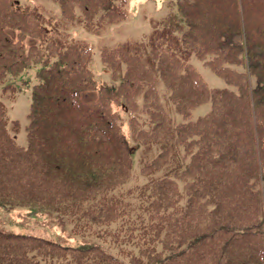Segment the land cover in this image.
<instances>
[{
  "label": "trees",
  "instance_id": "1",
  "mask_svg": "<svg viewBox=\"0 0 264 264\" xmlns=\"http://www.w3.org/2000/svg\"><path fill=\"white\" fill-rule=\"evenodd\" d=\"M54 1L57 22L0 0V85L29 70L37 83L25 146L0 102V208L60 214L104 245L0 231V264H264V0H174L145 43L100 52L111 87L68 28L118 23L125 0ZM193 56L227 87H206Z\"/></svg>",
  "mask_w": 264,
  "mask_h": 264
},
{
  "label": "rangeland",
  "instance_id": "2",
  "mask_svg": "<svg viewBox=\"0 0 264 264\" xmlns=\"http://www.w3.org/2000/svg\"><path fill=\"white\" fill-rule=\"evenodd\" d=\"M16 2L20 5H35L45 13L56 14L59 11L58 5L53 0H16ZM125 5L129 15L124 23L106 25L94 34L77 31L76 38L86 41L91 46V69L97 79L108 77L99 62L101 49L118 46L127 40L140 38L151 23L164 19L170 14L172 8H175L174 0H126ZM193 66L209 86L222 87L224 85L221 79L214 76L206 66L198 63L196 59H193ZM22 80H28V85L34 83L29 75L5 78L3 84L0 85V101L6 108V115L9 120L18 122V129L11 133L14 140L20 146H25L31 88L24 85ZM4 86L7 88L3 89ZM10 87L13 88L10 89ZM10 93L13 94L12 98ZM208 109L209 104L200 106L191 112V118L203 115ZM171 119L173 122L182 120L181 116L177 114H171ZM132 173L134 179H142L138 174V163L134 156ZM21 218L28 220L27 227L13 222V220ZM0 231L18 234L30 233L65 245H102L103 243L101 238L95 236L73 234L71 225L60 214L28 207H1Z\"/></svg>",
  "mask_w": 264,
  "mask_h": 264
}]
</instances>
